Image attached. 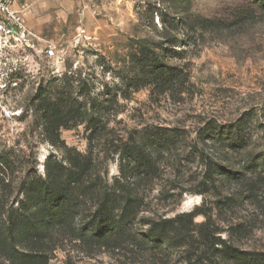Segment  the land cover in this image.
Instances as JSON below:
<instances>
[{
	"label": "rangeland",
	"instance_id": "374dc122",
	"mask_svg": "<svg viewBox=\"0 0 264 264\" xmlns=\"http://www.w3.org/2000/svg\"><path fill=\"white\" fill-rule=\"evenodd\" d=\"M13 2L32 34L23 67L14 72L0 66V155L14 162L15 182L26 155H33L42 174L49 156L64 163L66 149L81 154L89 149L81 125L62 129L57 147L44 142L40 113L32 104L55 99L56 89L72 84L79 100L112 102L104 112L102 138L92 143L108 183L120 177L123 144L149 130L169 138L161 146L158 175L136 189L144 200L133 233L142 238L147 222L188 215L198 207L210 217L216 239L264 252L263 212L239 195L256 179L255 192L264 198V180L256 176L264 172L252 162L264 152V0ZM205 20L223 27L203 29ZM48 48L52 57L45 55ZM141 58L157 67H176L188 82L163 94L150 87L132 91L130 79ZM209 129L220 139H207ZM201 156L213 160L217 173L208 174L210 180L205 181ZM202 182L209 191L199 194L205 189ZM205 216H196L193 224ZM240 222L247 228L244 237L230 229ZM134 246L94 248L71 242L56 250L48 264H211L197 261L202 244L175 250L159 243Z\"/></svg>",
	"mask_w": 264,
	"mask_h": 264
},
{
	"label": "trees",
	"instance_id": "16d2710c",
	"mask_svg": "<svg viewBox=\"0 0 264 264\" xmlns=\"http://www.w3.org/2000/svg\"><path fill=\"white\" fill-rule=\"evenodd\" d=\"M208 24L223 27L208 20L201 27L206 29ZM137 64L130 79L132 91L150 87L156 94H163L174 92L176 87L185 86L188 82L186 75L176 67H157L145 58L137 59ZM78 94L80 92H76L72 84H66L55 90V99L39 98L35 106L34 102L32 104L40 113L44 142L57 147L62 143V129L81 125L88 133L89 149L86 153L66 149L64 163L49 156L42 174L37 172L33 155H26L24 164L20 166L22 176L17 182L12 178L14 162L6 156L4 158V154L2 160L0 155V264H48L56 250L71 242L94 248L117 244V249L121 244H134L136 247L137 244L159 243L170 250L177 249V245L197 243L204 246L198 262L202 259L211 264H217L219 260L225 264H264V252L240 250L226 240L216 239L210 228V217L199 212L198 207L188 215L147 222L142 238L133 233L132 224L142 213L144 200L136 189L158 175L164 150L161 146L165 148L169 138L149 130L138 141L123 144L118 150L119 158L124 162L119 170L120 177L108 183L103 161L99 155H93L92 143L102 138L106 129L104 112L112 102H95L88 98L79 100L76 98ZM204 136L219 140L222 135L218 137L216 131L209 129ZM244 147L239 146L238 149ZM204 158L206 181L211 179L208 174L213 177L217 171L213 168V160L201 156V160ZM252 162L264 172V152L253 156ZM222 176L228 177L227 174ZM256 176L264 180V175ZM131 177L132 182L129 181ZM200 185L206 186L204 182ZM255 185L256 179L239 195L264 215V198L255 192ZM207 191L205 187L198 193ZM14 194L18 198H13ZM233 200V197L227 199L229 203ZM198 215H204L205 221L194 225L193 219ZM183 217L188 218L186 222ZM230 229L237 237L248 233L242 222Z\"/></svg>",
	"mask_w": 264,
	"mask_h": 264
},
{
	"label": "built area",
	"instance_id": "2783aa9c",
	"mask_svg": "<svg viewBox=\"0 0 264 264\" xmlns=\"http://www.w3.org/2000/svg\"><path fill=\"white\" fill-rule=\"evenodd\" d=\"M30 37L21 10L14 6L13 0H0V66L17 72L24 65L25 52L30 51ZM47 57L54 51L48 48Z\"/></svg>",
	"mask_w": 264,
	"mask_h": 264
}]
</instances>
